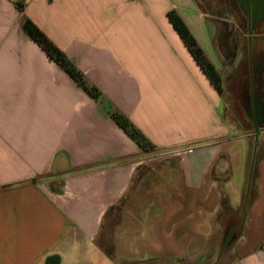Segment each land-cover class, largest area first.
<instances>
[{
	"label": "crops",
	"instance_id": "0c3cea01",
	"mask_svg": "<svg viewBox=\"0 0 264 264\" xmlns=\"http://www.w3.org/2000/svg\"><path fill=\"white\" fill-rule=\"evenodd\" d=\"M170 11L220 71L214 21L196 0H0V264H189L223 238L221 190L238 209L250 136L223 117ZM27 19L98 100L27 34ZM256 191L232 264H264V156Z\"/></svg>",
	"mask_w": 264,
	"mask_h": 264
},
{
	"label": "trees",
	"instance_id": "16d2710c",
	"mask_svg": "<svg viewBox=\"0 0 264 264\" xmlns=\"http://www.w3.org/2000/svg\"><path fill=\"white\" fill-rule=\"evenodd\" d=\"M196 1L206 14L205 8L203 7L204 4L201 0ZM223 4L225 7L229 6L237 8V4L234 0H223ZM167 18L197 64L203 70L217 92L222 96V78L219 71H217L207 59L180 17L174 11H170L167 13ZM23 27L27 34L47 53L49 57H51L65 70V72L77 83V85L83 88L94 100H98L100 98L99 91L86 82L83 74L74 67L70 60L30 20L27 19ZM227 35L226 31L222 32L220 30L219 37L222 40L223 46L226 45V38H228ZM234 55L235 53L224 51L222 57L225 61L232 62ZM246 64L248 65V60ZM241 105L245 107L243 100L241 101ZM108 112L117 125L145 152L153 151L155 149V146L126 117L118 113L112 107H108ZM241 118L243 119L244 124H242V126L245 127L243 132L250 136L245 180L241 194V204L238 209H233L228 202L227 195L221 190L220 211L216 217L217 222L227 223V225H223L224 231L225 233L232 232L234 240L239 236V233L244 226L248 210L257 197L256 186L258 179V165L264 156V142L261 144L258 140L257 147H254L252 124L246 113L244 115L242 114ZM261 153H263V155H261ZM51 189L59 193L61 192L59 187H51Z\"/></svg>",
	"mask_w": 264,
	"mask_h": 264
},
{
	"label": "rangeland",
	"instance_id": "374dc122",
	"mask_svg": "<svg viewBox=\"0 0 264 264\" xmlns=\"http://www.w3.org/2000/svg\"><path fill=\"white\" fill-rule=\"evenodd\" d=\"M201 2L204 4L203 7L209 19L217 23V31L214 29V22L211 21L209 24L217 51L221 56L224 51L235 53L232 62L223 59L219 71L222 78L223 117L239 127V131H243L245 127L242 126L243 119L241 116L248 111L247 107L241 105L242 98L248 90V77L246 75V62L249 59L248 24L238 7H225L223 0H201ZM259 25L253 30L250 52L252 55L259 53L264 64V37L253 38L254 34L257 35L264 31V26ZM220 30L222 32L226 31L228 34L224 46L219 37ZM253 39L254 42L252 43ZM263 77L264 69L262 71V83ZM222 239L219 238V234L214 236L202 253L197 257H193L189 264H232L233 256L230 248L224 249L219 254Z\"/></svg>",
	"mask_w": 264,
	"mask_h": 264
},
{
	"label": "water",
	"instance_id": "95a60500",
	"mask_svg": "<svg viewBox=\"0 0 264 264\" xmlns=\"http://www.w3.org/2000/svg\"><path fill=\"white\" fill-rule=\"evenodd\" d=\"M236 2L238 3V8L242 11L248 21L247 35L248 51L250 58L251 38L253 30L257 25L262 22L264 18V0H236ZM252 108L253 109L250 121L254 133V147L256 148L258 144V135L263 127L264 122V104L261 101V97L257 100V102L253 105ZM233 240L234 236H232V232L225 233L222 239L219 254H221L224 249L229 248Z\"/></svg>",
	"mask_w": 264,
	"mask_h": 264
},
{
	"label": "flooded vegetation",
	"instance_id": "af4514ba",
	"mask_svg": "<svg viewBox=\"0 0 264 264\" xmlns=\"http://www.w3.org/2000/svg\"><path fill=\"white\" fill-rule=\"evenodd\" d=\"M234 1L237 4V7H239L236 0ZM245 19L247 21L246 17ZM247 24H248V21H247ZM248 60H249L248 65H247L248 68L246 67V75L248 77V85H247L248 90L246 94L244 95V97L242 98L245 107H247V110L249 108L251 109L260 97H261V101L263 102L262 100L263 96L260 93L263 89L262 67H264L261 57H257L256 55L254 56L251 54V52H250V58ZM246 114H247V111H246Z\"/></svg>",
	"mask_w": 264,
	"mask_h": 264
},
{
	"label": "built area",
	"instance_id": "2783aa9c",
	"mask_svg": "<svg viewBox=\"0 0 264 264\" xmlns=\"http://www.w3.org/2000/svg\"><path fill=\"white\" fill-rule=\"evenodd\" d=\"M20 1H22V2L26 3V2H28V1H30V0H20Z\"/></svg>",
	"mask_w": 264,
	"mask_h": 264
}]
</instances>
